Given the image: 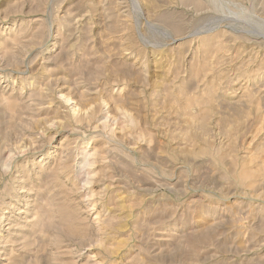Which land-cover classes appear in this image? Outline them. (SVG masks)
<instances>
[{
	"label": "rangeland",
	"instance_id": "rangeland-1",
	"mask_svg": "<svg viewBox=\"0 0 264 264\" xmlns=\"http://www.w3.org/2000/svg\"><path fill=\"white\" fill-rule=\"evenodd\" d=\"M0 264H264V0H0Z\"/></svg>",
	"mask_w": 264,
	"mask_h": 264
},
{
	"label": "bare ground",
	"instance_id": "bare-ground-1",
	"mask_svg": "<svg viewBox=\"0 0 264 264\" xmlns=\"http://www.w3.org/2000/svg\"><path fill=\"white\" fill-rule=\"evenodd\" d=\"M87 163V162H86Z\"/></svg>",
	"mask_w": 264,
	"mask_h": 264
}]
</instances>
